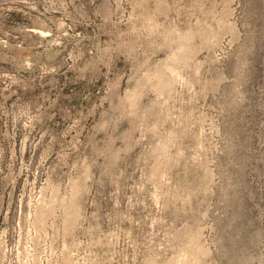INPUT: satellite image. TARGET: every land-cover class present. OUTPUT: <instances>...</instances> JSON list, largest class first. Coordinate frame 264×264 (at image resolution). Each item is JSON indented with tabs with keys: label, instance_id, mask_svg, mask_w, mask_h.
Instances as JSON below:
<instances>
[{
	"label": "clouds",
	"instance_id": "9594fccd",
	"mask_svg": "<svg viewBox=\"0 0 264 264\" xmlns=\"http://www.w3.org/2000/svg\"><path fill=\"white\" fill-rule=\"evenodd\" d=\"M28 6L38 13L34 23L51 38L42 41L44 52L38 55L30 50L25 55L26 50L19 45L0 39V61L10 63L14 71V75L0 72V80H6L0 89V120L10 121L14 128L22 123L25 141L34 151L37 146L42 149L39 161H30L39 170L40 179L51 176L66 189L77 184L81 211L93 221L102 222L105 215L119 208L128 187L145 193L144 199L136 201L138 204L158 198L155 212L151 203L145 206L149 215L143 219L147 221L161 211L169 213L172 223L168 230L162 236L155 235L160 236L165 249L175 243L187 253V264H264V212L257 219L255 207L258 201L264 202V185L258 189L246 180L239 202L213 228L207 222L205 201L200 199L210 188L179 173L175 182L162 181L149 171L155 146L164 134L153 131L155 124L148 123L154 102L148 95L151 89L147 78L163 66L160 57L171 55L170 34L177 24L184 27L186 21L179 17L169 21L165 16L159 29L150 32L143 20L157 8L167 9V0H31ZM171 7H176L175 2ZM127 8L132 11L125 15ZM191 8L195 22L187 23L200 41L193 46L191 60L197 69L193 78L199 77L198 68L202 67L196 55L205 51L207 37L212 36L219 49L213 61L218 65L214 75L233 85V103H241L234 68L248 42H253L254 33L251 21L238 11L240 0H192ZM233 45L240 48L238 54ZM53 46L58 48L54 50ZM207 83L208 92H214L216 81ZM13 85L17 86L15 92ZM139 89L145 90L148 107L132 116L124 100ZM175 100L182 106L191 102L183 101L179 93ZM247 103L253 107L254 97L249 96ZM174 120L180 131L172 145L176 153L169 167H178L183 159L187 168V158L179 149L182 138L194 134L192 122L182 112ZM125 129L129 133L141 131L140 138L131 141L132 148L122 139ZM100 131L103 136L97 135ZM49 136L52 138L47 139ZM145 185L150 188L145 189ZM134 196L136 192L127 197L129 207ZM136 254L134 250L131 264H137ZM98 264L110 261L101 259ZM122 264H129L127 256Z\"/></svg>",
	"mask_w": 264,
	"mask_h": 264
},
{
	"label": "rangeland",
	"instance_id": "374dc122",
	"mask_svg": "<svg viewBox=\"0 0 264 264\" xmlns=\"http://www.w3.org/2000/svg\"><path fill=\"white\" fill-rule=\"evenodd\" d=\"M174 2L176 7H171ZM29 3L31 0H0V39L19 45L26 50L25 55L28 50L38 55L44 52L42 41L46 42L51 35H45L34 23L38 13ZM167 4V9L157 8L143 20L144 28L150 32L159 29L165 16L169 21L177 17L186 21L184 27L177 24L170 34L171 55L160 57L163 66H158L147 78V87L151 89L148 95L154 102L148 123L155 124L153 131L164 134L155 146V158L148 167L162 181L175 182L179 173L197 185L210 188L208 195H201L200 199L205 201L204 208L208 210L207 222L216 228L232 205L239 202L246 180L258 189L264 185V0H240L238 11L251 21L254 40L248 42L247 50L234 68L238 76L235 87L241 98L238 104L233 103V85L214 75L218 65L213 61L219 49L212 36L207 37L205 51L196 55L202 67L198 68L199 77L193 78L197 71L191 60L193 46L200 41L187 23L195 22L192 0H167ZM112 9L116 10L115 2ZM124 11L127 15L132 10ZM233 48L236 54L241 51L238 45ZM0 72L14 75L12 65L6 61H0ZM212 80L216 81L215 91L209 93L207 82ZM5 82L0 80V89ZM12 91H17V86L13 85ZM177 93L183 101L191 102L183 106L177 103ZM208 96L212 97L211 102ZM249 96L254 97L253 107L247 103ZM124 107L132 116L148 107L145 90L130 92ZM181 112L191 120L194 133L182 138L179 149L187 158L188 166L181 159L178 167L170 168L176 153L172 145L180 131L175 127L174 117ZM25 131L22 123L14 128L10 121L0 120V264H98L101 259L122 264L125 256L131 264L134 250L137 264H161L165 259L168 264H187V253L175 243L167 249L161 244L160 236L172 223L169 213L161 211L147 221L143 219L149 215L145 206L151 203L155 212L158 198L138 204L136 201L144 199L145 193L128 187L120 207L105 215L102 222L86 219L81 211L77 184L66 189L51 176L40 179L39 170L30 161L38 162L42 149L31 148L25 141ZM97 135L103 136V131ZM140 136L139 130L129 133L125 129L122 139L132 148L131 141ZM28 140L31 141V136ZM136 179L139 180V175ZM134 192L136 196L129 207L127 197ZM255 207L260 219L264 202L258 201Z\"/></svg>",
	"mask_w": 264,
	"mask_h": 264
},
{
	"label": "bare ground",
	"instance_id": "6f19581e",
	"mask_svg": "<svg viewBox=\"0 0 264 264\" xmlns=\"http://www.w3.org/2000/svg\"><path fill=\"white\" fill-rule=\"evenodd\" d=\"M67 262V261H66Z\"/></svg>",
	"mask_w": 264,
	"mask_h": 264
}]
</instances>
